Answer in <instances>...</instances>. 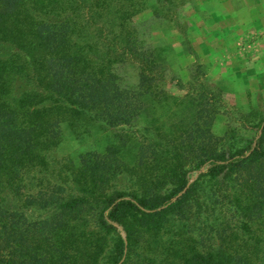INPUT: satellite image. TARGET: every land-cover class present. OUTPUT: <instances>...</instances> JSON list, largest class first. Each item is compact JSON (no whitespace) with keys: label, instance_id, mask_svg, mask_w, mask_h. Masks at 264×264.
Returning a JSON list of instances; mask_svg holds the SVG:
<instances>
[{"label":"trees","instance_id":"obj_1","mask_svg":"<svg viewBox=\"0 0 264 264\" xmlns=\"http://www.w3.org/2000/svg\"><path fill=\"white\" fill-rule=\"evenodd\" d=\"M141 5L0 0V264H264V118L223 142L219 88L168 92ZM85 123L113 141L58 156Z\"/></svg>","mask_w":264,"mask_h":264},{"label":"rangeland","instance_id":"obj_2","mask_svg":"<svg viewBox=\"0 0 264 264\" xmlns=\"http://www.w3.org/2000/svg\"><path fill=\"white\" fill-rule=\"evenodd\" d=\"M140 1V11L130 22L144 44L163 59L164 88L181 96L190 89L195 74L221 92L214 133L223 142L252 134L249 125L264 118V22H234L221 14L220 0ZM261 1L258 5L264 7ZM5 50L0 46V52ZM117 71L128 84L137 82L136 63L119 64ZM172 77L183 87L170 83ZM145 122L141 120L138 126ZM113 139L110 131L94 123L64 124L54 152L77 162L80 155L102 151Z\"/></svg>","mask_w":264,"mask_h":264},{"label":"crops","instance_id":"obj_3","mask_svg":"<svg viewBox=\"0 0 264 264\" xmlns=\"http://www.w3.org/2000/svg\"><path fill=\"white\" fill-rule=\"evenodd\" d=\"M221 14L231 16L234 22H264V7L261 0H220Z\"/></svg>","mask_w":264,"mask_h":264}]
</instances>
